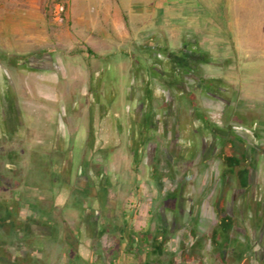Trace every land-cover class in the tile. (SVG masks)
<instances>
[{"label": "crops", "instance_id": "1", "mask_svg": "<svg viewBox=\"0 0 264 264\" xmlns=\"http://www.w3.org/2000/svg\"><path fill=\"white\" fill-rule=\"evenodd\" d=\"M250 1L231 0L227 6L224 0H213L212 4L211 0H169L163 8L166 20L162 22L158 17L157 1H141L134 16L138 25L132 34L126 29L125 15L123 22L114 16L109 21L112 33L104 37L103 45L90 36L82 40L88 46L97 47L105 59L110 57L107 61L103 59L102 65H89L88 70L94 71L93 77L86 79L91 96L84 97L88 91L82 90L79 97L77 85L73 88L74 75L70 81L62 80L66 69L59 65L61 78L49 80L39 76L38 101L35 97L34 101L26 100L29 92L26 85L21 86L24 105L13 103L8 95L3 97L0 104V116L6 122L3 135L13 137V143L5 145L8 161L0 173L7 182L6 191L0 195V216H6L0 219V240L20 241L23 248L12 261L1 253L2 263H110L107 260L108 234L115 233L119 239L118 248H123L128 234L145 231L144 220L152 214L139 193L140 180L150 187V203L160 198L171 202L169 206L161 202V207L156 209L157 215L179 217L191 213V201L206 192L192 190L189 163L196 153L202 155L204 162L215 159L225 172L220 188L223 195L220 198L217 195V204L246 188L250 182L245 183L242 172H246L249 179L248 167L254 165L255 160H264V149L258 148L255 140L248 139L247 129L241 132L244 128H252L254 120L247 125L244 112L234 110V93L230 91L228 99L222 74L198 75L201 71L209 72L211 63L206 60L199 58L187 78L182 77L163 58L175 52L163 40L177 34L188 51L204 57L212 54L201 43L205 39L232 42L259 39L255 25H264V15L256 16L254 3ZM209 25H214V29H208ZM160 30L166 31V38L159 37ZM261 33L264 39V27ZM218 50L214 55L223 58L224 49ZM113 57L116 58L112 61ZM113 65L120 70L121 78L102 80L101 68L111 69ZM215 66L222 72L226 70L221 61ZM229 68L233 71L235 66L230 64ZM237 68L255 71L256 65L238 64ZM69 70L72 71V67ZM188 81L196 84L191 90ZM204 90H209L215 103L221 106L215 120L200 108L199 96ZM32 107L37 114L32 113ZM218 119L225 123L224 127L217 125ZM241 144L244 163L239 165L238 145ZM73 151L80 153L76 160V182L81 187L83 176L88 172L91 179L88 180L94 187L86 213L82 203L69 204L70 196L65 188H57L59 177L63 187L70 185L75 189L68 176V169L75 167ZM165 151L170 154L169 162L172 163L168 178L175 186L169 191L160 190V176L154 180L152 172L156 159ZM252 151L257 154L251 156ZM176 162H182L181 181H178L180 173L171 171ZM174 176L176 178L172 179ZM227 176L230 179H225ZM227 183L228 188L225 187ZM126 191L134 196L130 198L133 201L129 208L122 203L129 200ZM225 193L230 195L225 198ZM23 210L30 218L27 221L22 217ZM68 219L73 221L67 223ZM136 224L142 225L139 231L134 229ZM167 225L169 222L164 221L163 226ZM9 227L22 237L10 235ZM32 243L41 248L45 245L44 249H39L37 260L30 259L29 249L36 248ZM159 243V237L155 238V247ZM112 251L118 253L117 248Z\"/></svg>", "mask_w": 264, "mask_h": 264}, {"label": "rangeland", "instance_id": "2", "mask_svg": "<svg viewBox=\"0 0 264 264\" xmlns=\"http://www.w3.org/2000/svg\"><path fill=\"white\" fill-rule=\"evenodd\" d=\"M141 1L150 0H0V104L3 97L10 95L13 103L24 105L22 104L24 94L21 89L22 85H26V90H29L26 100L34 101L35 97L38 101L39 76H46L49 80L61 78L60 71H58L59 65H63L66 69L63 72L65 77L62 80L70 81L74 75L73 88L77 85L75 89L78 90L79 97H81L82 90L88 91L84 97L91 96L88 80L93 77L94 71L88 70L89 65L99 63L102 65L104 60L107 61L110 57L105 59L97 47L88 46L82 40L90 36L103 45L104 37H108V34L112 33L109 21L114 16L123 22L122 17L125 15L126 29L132 34L135 25H138L134 21V16L139 11ZM156 1L159 5V21L162 22L166 20L163 8L169 0ZM211 1L210 4L213 3V0ZM224 2L230 6L228 4L231 0H224ZM253 3L255 15H264V0H251L250 4L253 5ZM255 27L256 35L258 34L260 38L254 41L232 42L213 38L201 41L203 47L212 54L200 57L201 60H206L211 65L209 72L201 71L198 75L222 74V83L229 92L228 99L231 96L230 91L234 93V110L244 112L247 125L254 120L252 128H244L241 132H245L247 129L248 139L255 140L256 146L264 149V39L261 38L264 25L256 24ZM210 28L214 29V25H209L208 29ZM160 33L159 37L167 35L165 30H160ZM163 41L170 50L179 51L183 46V41L177 34ZM153 42L157 43L161 40H153ZM220 48L224 49L223 53H226L223 58L214 55ZM234 50L236 54H234ZM115 53L113 56H116ZM115 58L113 57L112 61ZM121 58H125V56ZM220 61L224 63L225 72L215 66V63H220ZM247 63L255 64V71H240L237 68L238 64L246 66ZM230 64L235 66L233 71L229 68ZM115 66L113 65L111 69L107 66L105 69L101 68L102 80L107 81L110 77L121 78L120 70ZM71 67L72 71L69 70ZM86 79L88 80L86 81ZM188 83L190 90L196 85L192 81H188ZM30 86L31 88H29ZM68 90L71 92V89ZM223 95L226 98V95ZM212 96L209 90H204V93L199 96L200 108L208 111V114L212 116L211 119L215 120V115L217 117V113L221 112L219 109L221 106L215 103ZM228 99L223 100L227 101ZM37 112L36 108L32 107V113L37 114ZM217 125L224 127L225 123L218 119ZM5 128V119L0 116V173H3V167L5 169L8 161V153L4 150L5 145L13 143V137L3 135ZM238 147L239 165H242L244 163L242 161L243 146L241 144ZM71 154L72 164L75 167L71 166L68 169V176L75 189H71L70 185L63 187L64 183H61L59 177L56 180L57 188L59 190L65 188L67 195L70 196L69 204L82 203L86 213L89 210L85 208L89 205L94 187L88 180L90 179L88 172L84 174L83 185L79 187L80 185L76 182V173H78L76 160L80 158V153L73 151ZM256 154L257 151H252L251 156ZM192 158L189 163L192 167L190 173L192 190L194 192L206 190V192L198 195L200 198L191 201V213L187 214L188 212H186L185 215L179 217L157 215L156 209L161 207V202L165 206H169L171 202L165 199L161 201L160 198L150 203V187L140 180L139 193L144 196V202L149 205L152 214L144 220L145 231L128 234L123 248H118L119 239L116 238L115 233L108 234L106 241V245L109 246L108 262L125 261L127 264H264V160L262 159L261 162L255 160L254 165L248 167L249 179L247 173L242 172L245 183L250 182L244 190L234 192L232 198L227 200L223 198L217 204V195L218 198L223 195L220 188L225 176L221 164L215 159H207L204 162L199 153H196ZM170 159V154L165 151L152 166L153 179L160 176L159 188L163 191L175 188L174 182H170L168 178L172 164L169 162ZM181 164L182 162H176L171 168L175 174L180 173L178 181H181L180 179L183 177ZM188 170H186V175L189 174ZM81 178L79 177V179ZM175 178L176 176L172 179ZM239 178H241V174H239ZM225 179H230V177L227 176ZM0 182H2L0 185L1 195L6 191L5 183H7L2 175ZM199 182L202 183L199 184ZM228 185L229 183L225 187L228 188ZM130 194V191H126L125 196H129V200L126 199L122 202L127 208L133 201L130 198L134 197ZM229 195L225 193L224 197L227 198ZM74 198L76 201H73ZM25 208L23 205V209ZM219 209L221 210L218 213ZM21 214L24 215L22 216L24 220L30 219L25 210L21 211ZM225 214L230 216L226 237L213 239L211 231ZM5 218L6 216H0V219L4 220ZM72 221V219H68L67 223ZM164 221H168L169 225L164 227ZM141 226L136 224L134 229L139 231ZM8 230H10V235L22 237L21 233L13 232L11 227ZM157 231H159V236ZM157 237H159L160 243L158 247H155L153 240ZM32 245L36 248L29 249L30 259L37 260L39 249H44L45 245L42 248L36 243H32ZM22 248L23 244L20 241L7 243L6 240H0V254L3 253L10 261L20 253ZM116 248L118 253L113 254L112 250L115 252ZM0 264L8 263L0 261Z\"/></svg>", "mask_w": 264, "mask_h": 264}, {"label": "flooded vegetation", "instance_id": "3", "mask_svg": "<svg viewBox=\"0 0 264 264\" xmlns=\"http://www.w3.org/2000/svg\"><path fill=\"white\" fill-rule=\"evenodd\" d=\"M163 58L173 68H175V70L181 74L182 77L187 78L192 66L198 62L200 57L198 54L188 51L187 46L184 45L179 51L170 52L167 55H164ZM8 96L10 97L9 100H11V96ZM4 256H0V261L4 258Z\"/></svg>", "mask_w": 264, "mask_h": 264}, {"label": "trees", "instance_id": "4", "mask_svg": "<svg viewBox=\"0 0 264 264\" xmlns=\"http://www.w3.org/2000/svg\"><path fill=\"white\" fill-rule=\"evenodd\" d=\"M124 20H125V17H124ZM228 226H229V217L228 216L221 217L217 221V223L214 226V228L212 229L211 237L213 239H215V238H225L226 237L225 233H226V231L228 229ZM154 240H153V244L155 242Z\"/></svg>", "mask_w": 264, "mask_h": 264}]
</instances>
